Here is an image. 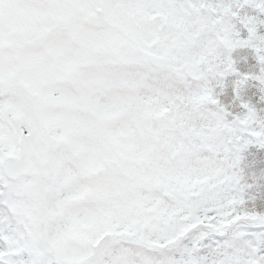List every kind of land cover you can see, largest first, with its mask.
I'll use <instances>...</instances> for the list:
<instances>
[{
    "label": "snow or ice",
    "instance_id": "obj_1",
    "mask_svg": "<svg viewBox=\"0 0 264 264\" xmlns=\"http://www.w3.org/2000/svg\"><path fill=\"white\" fill-rule=\"evenodd\" d=\"M0 264H264V0H0Z\"/></svg>",
    "mask_w": 264,
    "mask_h": 264
}]
</instances>
